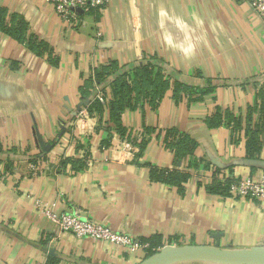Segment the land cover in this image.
I'll list each match as a JSON object with an SVG mask.
<instances>
[{"label": "crops", "instance_id": "1", "mask_svg": "<svg viewBox=\"0 0 264 264\" xmlns=\"http://www.w3.org/2000/svg\"><path fill=\"white\" fill-rule=\"evenodd\" d=\"M0 7L22 17L27 35L49 49L39 56L0 32V264L143 260V251L59 232L42 207L78 212L140 244L158 237L157 251H264V202L208 191L214 171L219 180L264 175V118L259 155L249 159L245 149L248 111L256 109L252 128L264 108V23L245 1L112 0L72 27L44 0H0ZM147 63L170 85L201 89L209 81L215 90L195 103L167 92L154 110L143 103L125 112L122 124L132 138L149 131L138 157L101 148L104 133L94 147L80 148L86 139L73 126L75 112L100 89L108 92L117 75ZM110 64L117 71L98 85L95 72ZM216 108L240 118L241 132L209 128ZM166 131L195 142L193 155L177 162L162 144ZM66 160L71 164L63 166ZM153 168L189 174L183 192L151 182ZM164 264L241 263L192 258Z\"/></svg>", "mask_w": 264, "mask_h": 264}, {"label": "trees", "instance_id": "2", "mask_svg": "<svg viewBox=\"0 0 264 264\" xmlns=\"http://www.w3.org/2000/svg\"><path fill=\"white\" fill-rule=\"evenodd\" d=\"M0 32L10 37L11 39L19 42L26 43L27 47L37 55L41 56L43 53L48 52V47L43 43H37L35 38L27 35V24L22 17H18L15 14H9L7 10L0 7ZM117 71V67L114 64H110L99 71L95 72V81L98 85L105 83L107 78ZM90 84V82H88ZM215 90V87L208 84L205 88L192 89L183 84L175 82L170 85L169 79L164 77L157 67L147 63L134 69L131 73H122L117 75L116 79L112 82L110 90L100 89V94L106 104H101L96 99L89 100L87 107L85 108L89 115L97 118L98 128L97 132L104 133L105 139L100 142V147L107 149L110 146L112 136L116 134L122 140H126L130 144L138 148L136 157L140 155L145 145L146 135L149 131H143L138 134L137 138H132L131 133L123 127L122 115L127 111H133L138 105L146 103L151 109H156L159 102L165 97L167 92H172L173 96L177 97L179 94L184 95L189 103L201 102L203 98L211 94ZM108 111V119L103 121L104 111ZM256 112V109H249L245 123H247L245 130V149L246 156L249 159H255L260 153V141L259 133L262 130V122L264 115V108L261 109V119L259 124L255 127H250L252 121V114ZM207 125L209 128H218L220 126H229L233 134H238L242 130V121L240 118H234L227 112L222 113L219 108H216L215 112L207 119ZM90 139H86L85 144L78 142L80 148L85 150L91 144ZM163 146L171 150L174 154V158L177 162L185 161L193 155V151L196 147L195 142L190 140L187 136L180 135L174 131H166L163 138ZM71 164L69 160L63 162V166ZM191 167L197 168L196 162L191 164ZM219 172L214 171L213 181L208 187V191L211 194L221 197L229 196L228 185L231 180H225L221 182L216 178ZM150 180L154 183L163 184L172 188H176L180 192H183V185L188 182L190 175L180 173L176 170H158L151 169ZM143 245H148L143 250V258H148L161 248L160 239L158 237L152 238L141 242ZM54 262V261H53ZM50 264H55V263Z\"/></svg>", "mask_w": 264, "mask_h": 264}, {"label": "built area", "instance_id": "3", "mask_svg": "<svg viewBox=\"0 0 264 264\" xmlns=\"http://www.w3.org/2000/svg\"><path fill=\"white\" fill-rule=\"evenodd\" d=\"M54 10L59 19L71 27L81 22L83 15H87L94 10H103L112 0H44ZM254 11L264 23V0H242ZM95 99L101 104H106L99 92L96 93ZM73 126L80 138L90 139L91 147L98 144L100 133L97 132V118L89 115L86 109L76 112L73 120ZM108 151L114 154L127 152L130 157L138 153V148L126 140H122L114 134L112 136ZM221 182L225 180L221 178ZM230 197L242 198L248 201L264 202V175L258 180L241 178L231 180L228 185ZM42 214L45 218L57 228L61 233H68L76 239H90L97 243H106L117 246L131 254H139L148 245H143L133 240L131 237L121 235L110 229L95 224L87 219L82 218L78 212L67 214H58L54 210H48L42 207Z\"/></svg>", "mask_w": 264, "mask_h": 264}, {"label": "water", "instance_id": "4", "mask_svg": "<svg viewBox=\"0 0 264 264\" xmlns=\"http://www.w3.org/2000/svg\"><path fill=\"white\" fill-rule=\"evenodd\" d=\"M78 111L80 110L76 112ZM192 258L228 263L264 264V251H229L206 246L167 247L143 259L138 264H164Z\"/></svg>", "mask_w": 264, "mask_h": 264}]
</instances>
